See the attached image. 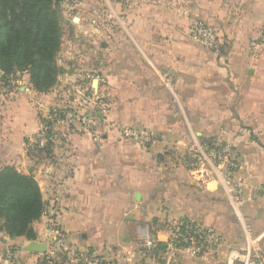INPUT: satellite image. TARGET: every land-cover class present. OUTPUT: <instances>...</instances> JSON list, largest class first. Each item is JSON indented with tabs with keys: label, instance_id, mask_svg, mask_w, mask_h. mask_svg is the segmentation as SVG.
<instances>
[{
	"label": "crops",
	"instance_id": "obj_1",
	"mask_svg": "<svg viewBox=\"0 0 264 264\" xmlns=\"http://www.w3.org/2000/svg\"><path fill=\"white\" fill-rule=\"evenodd\" d=\"M118 8L119 32L105 27L101 48L90 45L84 53L81 39L72 37L70 55H62L66 66L59 62L64 72L50 92L33 89L26 73L0 103V169L10 165L33 173L45 203L33 223L37 239L0 231V264H8L9 251L18 264H68L73 254L93 252L100 264L139 262L143 229L168 243L179 223L219 237L210 254L184 251L180 264H244L233 263L230 251L264 253V0H129ZM195 18L233 41L226 58L192 41ZM78 19L85 25L84 16ZM259 40L255 51L251 45ZM85 71L93 74L92 86ZM74 81H80L79 90L107 93L102 101L109 110L89 109L88 116L149 129L157 140L144 146L104 129L95 142V130L64 122L48 153L34 152L40 115L60 106L56 93ZM208 140L230 143L244 160L246 171L233 175L229 194L233 199L237 187L248 190L241 210L224 202L231 197L220 181L191 172L194 159L186 153ZM171 149L179 156H170ZM51 219L64 234L60 247L53 246ZM31 241L46 243L47 251L27 250Z\"/></svg>",
	"mask_w": 264,
	"mask_h": 264
},
{
	"label": "trees",
	"instance_id": "obj_2",
	"mask_svg": "<svg viewBox=\"0 0 264 264\" xmlns=\"http://www.w3.org/2000/svg\"><path fill=\"white\" fill-rule=\"evenodd\" d=\"M60 13L56 0H0L3 80L27 73L34 89L41 93L57 84L64 72L58 61L62 45ZM207 142L214 146L212 140ZM51 145L48 142L44 147L33 145L31 149L48 153ZM44 209L43 193L33 173H23L10 165L0 169V231L11 238L37 239L33 223L42 217ZM166 245L158 242L154 251L159 253Z\"/></svg>",
	"mask_w": 264,
	"mask_h": 264
},
{
	"label": "rangeland",
	"instance_id": "obj_3",
	"mask_svg": "<svg viewBox=\"0 0 264 264\" xmlns=\"http://www.w3.org/2000/svg\"><path fill=\"white\" fill-rule=\"evenodd\" d=\"M127 2H124V0H56V3L61 10L60 24L62 27V45H61V49H60V52L58 55L59 62L61 61V63L66 66V61L64 59V56H62V55H63L64 51L68 52V55H70L69 49L71 50V47H72L71 46V44H72L71 42L73 41L72 37H78L79 40L81 39L79 41L81 44L79 46V48L84 53H87L86 51H87V49H90V45L93 46V48H95V49L101 48L103 38H100L99 35L101 34V32H103L105 27L108 28L109 29L108 31L109 32L111 31V33H116V31L119 32L118 27L120 25L118 24V22L116 20L118 13H120V9L118 7L121 4H124ZM78 16L79 17L84 16L85 25L83 23H79L77 21L75 22L73 20L75 17H78ZM108 19L110 20L109 23H104ZM197 21L204 22L213 31V33L216 34V36L218 37V39L220 41L219 47H217V48H210L209 47L208 48V47L202 45L201 43H199L193 39V37L191 36V28ZM68 22H70L69 25H72L71 27H69ZM82 26H85V27H82ZM87 26H88V28H87ZM93 33H96V34H93ZM96 35H98V36H96ZM189 35H190V38L192 39V41H194L195 43L204 47L209 52H212V53L218 55V59L219 58H221V59L226 58L228 56L227 54L231 50L230 48H232L231 45H232L233 41H230L226 38H222L219 35L217 27L214 24H209L208 22H206L202 19H199V18H195L191 21V23L189 25ZM113 41H115V39H113ZM245 43H246L245 41H242V43L240 45L244 46ZM261 44H262V42L260 40L254 41L252 43L251 47L255 50L256 49L255 47L260 46ZM258 49L255 51H258ZM24 74H26V73H17V74H15L13 79H10V80L4 79L3 80L1 77L4 75V72L2 71V75L0 76V103L4 102V99L5 100L8 99L7 96L10 95L11 90H14V89L17 90L18 89V87L20 85L19 84L15 85L13 83L16 82L17 79L19 77H21V75H24ZM84 74L87 75L84 78L85 83L92 82L91 78H92L93 74H91V72H89V71H85ZM95 78H98V77L95 76ZM88 80H89V82H88ZM57 84H58V82H57ZM79 84H81L80 81H74V82H71L68 85L64 86L62 89H60V92L56 93L57 95H56V99H55V100H58L60 102L59 103L60 106H56L55 108L51 109L46 114H45V112H43V114L40 115V117H39L40 118L39 128H40V125L42 123L46 124L48 127L51 126V128L50 127L48 128V142H53L54 131L56 130L57 126L60 125V127H61V125L64 124V122H61V121L58 122L56 120L55 121L53 120L54 116L52 115L53 114L52 112L55 109H60L63 112H68L67 114L72 113V114H74V116L82 118V120H83V117L85 115H87L88 111H90L89 109H91V111H94V112L99 110L101 113L107 112L109 110V109L107 110L108 105L104 104L102 101V97L107 96L106 92L103 95H101L99 93V91H98V93L91 91L90 87L86 90V88H85L86 86H84L83 90H79ZM90 86H92L91 83H90ZM32 87H33V85H32ZM33 89H34V87H33ZM39 93H41V92H39ZM89 97H91L94 101L92 103V105H88L87 103H85L84 98H89ZM75 99L77 100V102L75 101ZM90 106L93 108H91ZM94 106H95V108L97 106V110L94 108ZM86 107H90V108H86ZM98 107L100 109H98ZM96 115L97 114L94 113V115H92L93 118H92V116L89 115L90 120H88L87 123H85L84 121H81L79 118H76L73 122L68 121L67 126L69 127V126L77 125L78 127H81L82 129H86L90 132L95 130L96 133H94V136H93V139L95 140V142H101V140L103 139L102 134L104 133V129L117 132L119 134V136L125 140H132L133 139V140L138 141L136 138H127V137H124L122 135V131L125 130L126 128L135 129V130L144 132L145 134L149 135V138H150L149 142L146 143V142L139 140L144 146H148V145H150V143L157 140L155 133L149 129H144V128L141 129L140 127H136V126H132V125H123V124H120L116 121L106 120V118L103 122V121H100V119H97ZM37 136H38V131L33 138V143H31V145H30L31 147L33 145H36V143H35L36 141H34V140H36ZM60 140L61 139L59 138L56 141L60 142ZM213 143L218 147L220 145L222 147L227 146L229 148V149L226 148L225 158H224V154H222V160L223 161L220 160V161L216 162L208 154H207L208 155L207 158L202 159V157L204 155L202 156V154L200 152L198 154V152H197V151H199V150H197V149H199L198 146L193 147L191 152L186 153L185 157L186 158L189 157L192 160L194 159L193 165L191 166L192 169L199 167L201 165V163H203L202 167H204V169L207 172L206 177L208 179L212 178V179L220 181L222 183V185L224 186L223 187V189L225 191L224 193L227 192L229 195L231 190H232L231 184L233 183L232 182L233 175L235 174L234 179L237 177L239 178L242 176L241 174L246 171V169L243 166L244 164L242 165V163H244V160L242 159V156L239 155V153L236 151L235 148L232 147V145L230 143H228V142H225V143L220 142L219 143V140H218V142H217V140L216 141L213 140ZM174 146L176 147V145H174ZM177 149L176 150L171 149L173 152L172 153L170 152L171 153L170 156H173L174 154H175L174 156H176V157L179 156L180 152H178ZM230 150H231L232 155L235 156V154H236V157H238V159L240 160L239 162L241 165L236 170H230V168H229V166H230L229 161L231 160ZM227 160L229 163L228 166L226 164ZM200 173H202V172H200ZM198 174L199 173H197V175ZM235 191H236V194L235 193L233 194V199L235 198V201H233L232 197L229 195L231 197L230 198L231 200L229 201L226 199V200H224V202L227 201L230 204V207H233V208L237 207L241 210L242 209V203L241 202L243 201V197L246 194L248 195L249 193H248V190L246 188H244L242 190V188L237 187L235 189ZM232 193H233V191H232ZM246 197L248 199V196H246ZM231 202H232V205H231ZM224 208H225V205H224ZM54 222H55L54 219L50 220V224H51L50 226H52V229L54 228ZM141 226H143V225H141ZM55 236L56 237L53 238V241H55V239L57 238V235H55ZM140 238H141V235L139 234V237H138L139 241H140ZM53 246H54V244H53ZM251 260H252V262L258 261L257 258H252Z\"/></svg>",
	"mask_w": 264,
	"mask_h": 264
},
{
	"label": "built area",
	"instance_id": "obj_4",
	"mask_svg": "<svg viewBox=\"0 0 264 264\" xmlns=\"http://www.w3.org/2000/svg\"><path fill=\"white\" fill-rule=\"evenodd\" d=\"M191 36L194 40L201 43L202 45L210 48H217L219 47L220 41L216 34L213 33V31L204 23L201 21H197L191 28ZM54 116V121H61V122H73L76 118L74 114L68 112H63L60 109H55L52 112ZM70 119V120H69ZM81 121H84L85 123L90 120L88 115H85L82 118H79ZM51 128V126H49ZM46 124H41L40 128L38 130V136L36 138V145L38 147H44L46 143L48 142V128ZM122 135L127 138H136L137 140L143 141V142H149L150 138L149 135L145 134L144 132L135 130V129H128L122 131ZM213 145V144H212ZM205 143L202 144V146H198L199 152L202 154V159L207 158L209 155L214 161H220L222 160V154H224V158L226 156V148L227 146H214ZM229 149V148H228ZM231 153V150H230ZM208 154V155H207ZM231 160L230 163V170H236L238 167H240V160L238 157L232 155L231 153ZM223 161V160H222ZM228 160L226 161L227 166L229 165ZM201 166V167H200ZM199 167H196L194 169H191V172L194 176L197 175V173L202 172V174L206 177L207 172L204 169L203 163H201ZM54 233L57 235V238L54 241V246H61V244L64 242V234L61 232V230L58 228L56 222H54ZM141 238L139 241V248L142 255V260L139 262L130 263L127 260L122 261L121 258L119 260H115L116 264H179L180 260L184 254V251L191 252L194 256H206L211 253L214 246L218 242V235L210 229H204L198 226H194L191 224L184 225V223L175 224L172 227V238L167 243L165 249L160 251L159 253H156L154 249L157 247V244L159 241H156L154 237L152 236V233L149 228L143 229L141 232ZM57 251V250H56ZM58 253V251H57ZM57 255V254H56ZM55 256V253L52 252L48 255V257L51 259ZM230 259L233 261V263L236 262H243L244 264L249 263L250 259L257 258L259 261V264H264V253H259L254 255V257H250L246 255L241 250H231L229 253ZM249 258V259H246ZM6 259L8 260V264H18L14 254L9 251L7 253ZM101 258L96 253H76L67 259L68 264H100ZM252 261V260H251Z\"/></svg>",
	"mask_w": 264,
	"mask_h": 264
},
{
	"label": "water",
	"instance_id": "obj_5",
	"mask_svg": "<svg viewBox=\"0 0 264 264\" xmlns=\"http://www.w3.org/2000/svg\"><path fill=\"white\" fill-rule=\"evenodd\" d=\"M78 17H75V21H78ZM2 75V71L0 70V76ZM27 250L45 253L47 251V244L38 242V241H31L28 246Z\"/></svg>",
	"mask_w": 264,
	"mask_h": 264
}]
</instances>
